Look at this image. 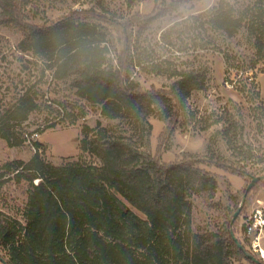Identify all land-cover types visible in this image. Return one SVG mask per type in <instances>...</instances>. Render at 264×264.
<instances>
[{
	"label": "trees",
	"instance_id": "1",
	"mask_svg": "<svg viewBox=\"0 0 264 264\" xmlns=\"http://www.w3.org/2000/svg\"><path fill=\"white\" fill-rule=\"evenodd\" d=\"M29 3L0 0V24H15L22 31L18 50L43 60L44 71L51 70L54 80L70 79L78 96L100 105L102 116L122 120L125 129L119 131L100 121L95 128L84 125L79 149L100 159V166L83 160L57 165L38 152L28 161L3 164L0 178L13 174L16 181L26 180L30 186L24 223L0 213V246L6 249L9 264H234L242 259L255 264L231 235L234 210L212 231H194L190 218V196H213L218 188V180L203 166L230 169L250 181L252 174L246 167H237L226 158L214 137L205 157L185 153L171 163L162 162L145 148L153 130L151 116L165 123L168 134L185 125L181 119L187 113L188 100L193 92L206 88L208 66L181 68L133 49L131 37L126 35L128 28L143 29L153 17L143 23L135 17L118 22L100 0L96 8L74 9L37 25L28 22L24 7ZM263 5L264 0H256L237 13L233 4L221 2L208 12L209 22L228 36L246 27L254 37L256 57L262 58ZM112 28L124 35L116 48L111 47ZM136 67L172 82L167 88L153 85L144 89L132 75ZM43 77L44 73L39 80L17 85L13 98L0 107V138L9 146L31 140L25 122L39 106ZM240 90L244 92V88ZM235 121L228 111L216 120L227 124L222 134L230 148ZM34 145L40 147L42 142ZM235 154H242L241 149ZM35 179H39L37 183Z\"/></svg>",
	"mask_w": 264,
	"mask_h": 264
},
{
	"label": "rangeland",
	"instance_id": "2",
	"mask_svg": "<svg viewBox=\"0 0 264 264\" xmlns=\"http://www.w3.org/2000/svg\"><path fill=\"white\" fill-rule=\"evenodd\" d=\"M99 1L30 0L24 11L29 12V23L39 25L55 21L74 9L96 8ZM104 1L110 15L118 22L135 17L143 23V19L153 17L143 29L136 25L128 28L126 35H130L133 49L154 60L166 59L181 68L208 66L206 88L193 92L188 100L187 113L181 119L185 125L176 127L173 134H168L165 123L151 116L153 130L149 147L145 148L162 162L171 163L181 160L185 153L205 157L208 144L214 137L219 151L236 162L237 167L245 166L252 175H264V56L256 57L255 40L246 27L228 36L211 26V13H208L221 2L233 4L239 13L256 0ZM112 35L114 45L111 47L116 48L124 35L119 28L113 29ZM21 38L22 31L17 25L0 24V107L13 98L17 85L21 87L29 81L39 80L43 73L44 77L39 85V106L25 122V130L30 133L31 140L20 146H9L0 138V173L4 171L2 166L5 162L15 159L28 161L36 152L57 165L83 160L88 165L100 166V159L79 149L84 125L95 128L100 121L105 126L111 125L122 131L125 124L120 119L102 116L100 105L78 96L70 79L54 80L51 70L44 71L45 62L39 57L20 52L17 45ZM132 75L144 89L153 85L167 88L172 82L166 76L151 74L139 67ZM241 87L244 92L240 90ZM225 111L236 119L231 131L232 148L222 134L227 124L216 122ZM51 125L55 127L47 128ZM35 131L39 134H33ZM35 141H41L42 145L35 146ZM240 149L242 154H235ZM203 167L219 184L213 196L204 193L190 196L193 205L191 227L196 232L218 229L237 209L251 181L217 165ZM6 177L0 178V181H5L0 186V213L24 223L29 183L26 180L16 181L13 174ZM38 180L35 179L34 183ZM116 195L141 219H145L142 212L121 195ZM249 217L254 226L252 232H248L247 228ZM233 225L237 238L264 263V180L249 191ZM0 257L7 259V251L2 246ZM0 264H3L1 260ZM234 264L254 263L242 259Z\"/></svg>",
	"mask_w": 264,
	"mask_h": 264
},
{
	"label": "water",
	"instance_id": "3",
	"mask_svg": "<svg viewBox=\"0 0 264 264\" xmlns=\"http://www.w3.org/2000/svg\"><path fill=\"white\" fill-rule=\"evenodd\" d=\"M263 180H264V175H252L251 181L249 182V184L246 187V190H245V193H244V195L242 197L241 203L239 204L237 209L234 211L233 217H232V219L230 221L231 235H232L233 239L237 242L238 247L244 252V254L246 255L247 258L255 261L257 264H264V263L262 261H260L252 252H250L247 249V247L241 241H239V239L237 238V236L234 233L233 224L236 221V219L238 218V216L240 215V213H241V211H242V209H243V207L245 205V202H246V199H247L249 191L252 189V187L256 183H258L260 181H263ZM0 260L2 261L3 264H9L7 259H5L3 257H0Z\"/></svg>",
	"mask_w": 264,
	"mask_h": 264
},
{
	"label": "built area",
	"instance_id": "4",
	"mask_svg": "<svg viewBox=\"0 0 264 264\" xmlns=\"http://www.w3.org/2000/svg\"><path fill=\"white\" fill-rule=\"evenodd\" d=\"M34 134L38 135V133H34ZM247 228H248V232H252L254 230V226L251 222V217L247 219Z\"/></svg>",
	"mask_w": 264,
	"mask_h": 264
},
{
	"label": "crops",
	"instance_id": "5",
	"mask_svg": "<svg viewBox=\"0 0 264 264\" xmlns=\"http://www.w3.org/2000/svg\"><path fill=\"white\" fill-rule=\"evenodd\" d=\"M42 134V133H41Z\"/></svg>",
	"mask_w": 264,
	"mask_h": 264
}]
</instances>
